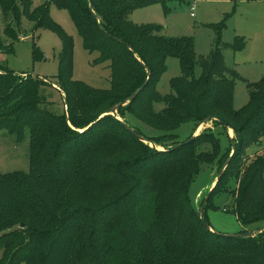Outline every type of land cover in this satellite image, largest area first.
<instances>
[{"label":"trees","instance_id":"1","mask_svg":"<svg viewBox=\"0 0 264 264\" xmlns=\"http://www.w3.org/2000/svg\"><path fill=\"white\" fill-rule=\"evenodd\" d=\"M151 1L0 0V51L12 45L6 38L18 39L25 18L33 30L48 27L60 34L56 84L66 108L55 114L44 106V78L0 68V130L23 139L29 129L31 160L29 172L0 173V264H264V230L254 237L215 234L193 204L189 187L202 165L221 154L214 133L160 151L110 113L147 82L118 112L146 116L160 129L192 119L232 129L236 151L205 208L216 193L231 190L235 178L233 213L243 225L264 226V153L244 160L264 137V76L250 84L248 103L235 110L239 75L224 50H239L243 43L239 37L223 43L227 18L212 25L210 53L198 54L193 37L166 36L162 26L130 20ZM168 1L178 0H162L166 11ZM52 4L69 12L84 48L99 53L92 65L109 63L110 88L73 78L74 38L54 22ZM169 57L180 60L182 75L171 80L172 93L162 94L157 83ZM198 64L202 72L196 76ZM162 102L165 107L155 110ZM95 181L105 183L99 198L87 191Z\"/></svg>","mask_w":264,"mask_h":264},{"label":"rangeland","instance_id":"2","mask_svg":"<svg viewBox=\"0 0 264 264\" xmlns=\"http://www.w3.org/2000/svg\"><path fill=\"white\" fill-rule=\"evenodd\" d=\"M43 0H37V3ZM166 11L162 0H152L150 3L134 10L130 20L135 24H155L162 26V34L170 37H193L196 51L207 55L213 47L216 32L212 25L224 22L223 43L232 44L239 37L243 43L239 50L227 49L228 62L238 73L235 79V110L241 109L249 101L250 84L258 82L264 76V0H178L168 1ZM195 6L192 10L191 7ZM195 13L192 16L191 13ZM51 16L58 25L74 38L73 78L85 82L94 88L108 89L111 86V69L109 63L92 65L99 53L88 52L83 46V40L69 12L51 5ZM211 26V27H210ZM0 29L3 34L4 22L0 9ZM17 40L6 38L11 43L8 50L0 51V68L13 71L26 77L27 74L44 78L49 84L41 87V93L46 98V104L55 114L63 113L65 101L63 93L58 89L57 75L59 73L60 54L63 49L61 36L55 30L44 27L33 30V23L24 19L22 30L18 32ZM202 72L198 64L196 76ZM180 60L169 57L167 69L157 83L162 94L172 93L171 80L181 76ZM155 110L165 107V103H156ZM119 120H126L128 125L149 137L157 150L165 151L180 146L193 135L212 132L221 145V154L211 164H203L202 170L191 184L190 191L193 204L197 210L202 207L205 198L215 187L217 177L224 163L231 156L233 149L230 138H235L232 129H225L213 120L197 122L184 120L177 128L160 129L154 126L146 116H137L131 110L124 114L118 112ZM196 136V137H197ZM256 153H264V137L260 146H251L245 152L244 160L249 161ZM219 159L221 161L219 162ZM222 162V163H221ZM30 132L26 129L23 139H18L5 129L0 130V173L16 171L29 172ZM228 191H219L213 198V203L204 209V217L212 228L222 234L252 232L258 230L259 223L243 225L233 213L234 196L231 191L239 187L235 178L229 181ZM105 183L95 181L87 189L91 196L100 197L98 191H103ZM207 205V203H206ZM41 250V249H40ZM0 252V259L2 258Z\"/></svg>","mask_w":264,"mask_h":264},{"label":"water","instance_id":"3","mask_svg":"<svg viewBox=\"0 0 264 264\" xmlns=\"http://www.w3.org/2000/svg\"><path fill=\"white\" fill-rule=\"evenodd\" d=\"M146 84H147V82H145L144 85H142L139 89H137V90H136V91L130 96V98H129L127 101H125V102H123V103H120L119 105L114 106V107L111 109L110 113H111L112 115H114L116 118L120 119V118L118 117V108L121 107V106L126 105L129 101L135 99V98L140 94V92L145 88ZM123 123H124V125L126 126V128H127L129 131H131L134 135H136L137 137H139V139H141L142 141H144V142H146V143H149V140H147L143 135H140L139 133H137V132H136L132 127H130V125H128L126 122L123 121ZM229 130H230V128H229ZM196 136H197V135H193L188 141H186L185 143H182L181 145L186 144V143H189L190 141L194 140V139L196 138ZM230 140H231V143L233 144V152H232L230 158H229V159L227 160V162L225 163L224 167L221 169L220 174H219L218 177H217V181L222 177L224 171L226 170V168H227L228 165L230 164V162H231V160H232V157L234 156V153H235V151H236V148H235V146H234V138L231 137ZM150 143L152 144L151 146H152L153 148H155L154 144H153L152 142H150ZM181 145H180V146H181ZM211 191H212V190H211ZM211 191H210V192H211ZM209 194H210V193H209ZM209 194H208L207 197L205 198V201H204L202 207H201V208L199 209V211H198V217H199V219L202 220V222H203V224L205 225V227H206L207 229H209L210 231H212L213 233L218 234V235H221V236H226V237L241 238V237H254V236H256L257 233H260V232H262V231L264 230V226H263L262 228H260V229H258V230H255V231H252V232H240V233H231V234H222V233L217 232L216 230H214V229L212 228L211 224H209L207 221H205V220L203 219V217H202V214H203L204 208H205L206 203H207L208 198H209Z\"/></svg>","mask_w":264,"mask_h":264},{"label":"crops","instance_id":"4","mask_svg":"<svg viewBox=\"0 0 264 264\" xmlns=\"http://www.w3.org/2000/svg\"><path fill=\"white\" fill-rule=\"evenodd\" d=\"M195 48H196V43H195ZM230 49V48H228ZM211 51V50H210ZM197 52V51H196ZM198 53V52H197ZM210 53V52H209ZM199 54V53H198ZM224 55H225V59H226V63L227 65L231 68V69H234L233 67L230 66L229 62H228V57H227V49L224 50ZM235 70V69H234ZM64 95V94H63Z\"/></svg>","mask_w":264,"mask_h":264},{"label":"built area","instance_id":"5","mask_svg":"<svg viewBox=\"0 0 264 264\" xmlns=\"http://www.w3.org/2000/svg\"><path fill=\"white\" fill-rule=\"evenodd\" d=\"M191 9L194 10V9H195V6L193 5V6L191 7ZM191 15H192V16H195V13L192 12Z\"/></svg>","mask_w":264,"mask_h":264}]
</instances>
